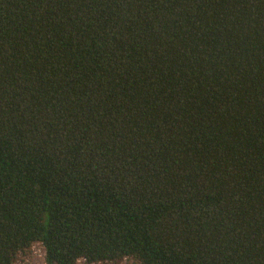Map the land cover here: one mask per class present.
Here are the masks:
<instances>
[{
	"label": "trees",
	"instance_id": "obj_1",
	"mask_svg": "<svg viewBox=\"0 0 264 264\" xmlns=\"http://www.w3.org/2000/svg\"><path fill=\"white\" fill-rule=\"evenodd\" d=\"M264 264V0H0V264Z\"/></svg>",
	"mask_w": 264,
	"mask_h": 264
},
{
	"label": "rangeland",
	"instance_id": "obj_2",
	"mask_svg": "<svg viewBox=\"0 0 264 264\" xmlns=\"http://www.w3.org/2000/svg\"><path fill=\"white\" fill-rule=\"evenodd\" d=\"M28 264H44L41 259V253L38 247H33L29 253V256L25 259Z\"/></svg>",
	"mask_w": 264,
	"mask_h": 264
}]
</instances>
